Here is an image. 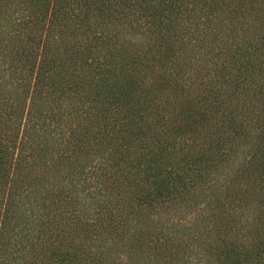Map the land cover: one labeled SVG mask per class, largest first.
Wrapping results in <instances>:
<instances>
[{"label":"trees","instance_id":"1","mask_svg":"<svg viewBox=\"0 0 264 264\" xmlns=\"http://www.w3.org/2000/svg\"><path fill=\"white\" fill-rule=\"evenodd\" d=\"M120 248L264 264V0H0V264Z\"/></svg>","mask_w":264,"mask_h":264},{"label":"rangeland","instance_id":"2","mask_svg":"<svg viewBox=\"0 0 264 264\" xmlns=\"http://www.w3.org/2000/svg\"><path fill=\"white\" fill-rule=\"evenodd\" d=\"M113 33L116 35L121 34V32L118 30H114ZM196 55L198 57L194 61L202 62L200 59L202 54L199 55L197 51ZM220 55L222 58L220 63L225 62L226 60H224L223 58L224 55H226V52H223V54L221 53ZM197 217L199 218L198 214H191L190 218H187L185 221H178L176 217L169 218V220L164 221V228L170 232L178 233L184 229L191 228L193 225H195L197 223ZM126 227L127 229L131 230L134 229L136 226L132 223H126ZM114 260L117 264H144L143 262L138 261L137 258L131 262V260H129V254H127L126 251L122 248H120V250L116 252ZM180 264H204V261L197 253V250L191 248L190 251L184 256V258H182Z\"/></svg>","mask_w":264,"mask_h":264}]
</instances>
